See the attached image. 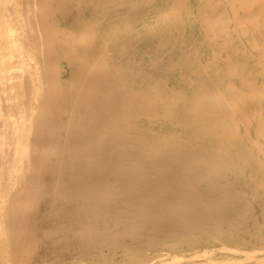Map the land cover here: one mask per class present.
<instances>
[{
    "label": "bare ground",
    "instance_id": "1",
    "mask_svg": "<svg viewBox=\"0 0 264 264\" xmlns=\"http://www.w3.org/2000/svg\"><path fill=\"white\" fill-rule=\"evenodd\" d=\"M0 264H264V0H0Z\"/></svg>",
    "mask_w": 264,
    "mask_h": 264
}]
</instances>
